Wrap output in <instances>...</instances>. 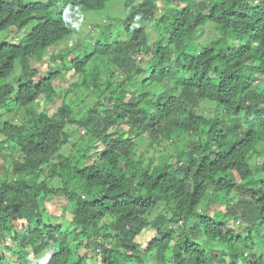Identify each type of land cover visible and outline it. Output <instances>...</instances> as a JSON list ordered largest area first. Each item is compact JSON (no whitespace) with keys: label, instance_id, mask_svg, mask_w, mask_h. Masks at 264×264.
Listing matches in <instances>:
<instances>
[{"label":"trees","instance_id":"trees-1","mask_svg":"<svg viewBox=\"0 0 264 264\" xmlns=\"http://www.w3.org/2000/svg\"><path fill=\"white\" fill-rule=\"evenodd\" d=\"M111 1L0 0V264H264V0Z\"/></svg>","mask_w":264,"mask_h":264},{"label":"rangeland","instance_id":"rangeland-1","mask_svg":"<svg viewBox=\"0 0 264 264\" xmlns=\"http://www.w3.org/2000/svg\"><path fill=\"white\" fill-rule=\"evenodd\" d=\"M125 14H126V9L124 8V4L121 0H114V1H111L107 8L105 10H102V11H88V12H83L82 14V17L85 18L83 20H81L80 24L78 25V28H77V38L74 39V44L76 41L79 40L80 37H83V38H88V39H91L95 34H97V32L94 30L95 29V26H99V25H103L104 24H110L112 22V20L115 19V17H122L123 19L125 18ZM213 26H207L202 32V35H201V40L202 41H207L208 38H212L213 37V34L212 33L214 30H213ZM215 32V31H214ZM216 35V34H215ZM71 47V46H70ZM69 46H66L65 48H70ZM62 49L61 48H58V50H52L53 52L49 51V53L44 57L45 59H47L48 57L54 55V53L57 51V53ZM40 65V63L38 64ZM44 68H48L47 65H43ZM72 77H77L75 76V74L72 72V74L70 73L66 75L67 78V81H74ZM61 88V87H59ZM62 89H65L62 88ZM61 105V102L59 100H57L55 102V107H58ZM53 106H50V108H52ZM201 109L203 108L204 111L208 114H213L214 115V109H212V105L211 104H208L207 102H203L201 107ZM84 135V133H82ZM1 139H4V135L2 133H0V140ZM141 144V143H140ZM140 144L137 146V148L135 149V154H136V157H139L140 154H141V150L144 151L145 149H147V144H144V145H141ZM154 150H151V153L150 154H156L158 148L156 149L155 147H153ZM2 160H4L2 157H0V174L3 173V168H2ZM63 199L61 201H57V206H52V205H49L47 207V210H49V212L51 213H55V214H60V215H63L64 213H68L70 216H71V211L70 210H66L63 208H65V206L68 204L67 203V199H65L64 197H62ZM70 205V204H69ZM66 210V211H65ZM63 211H65L63 213ZM235 224L237 225V223L235 222ZM235 224L232 222L230 224V229H232L233 231L237 232V228L235 226ZM152 234V232H150L149 236ZM146 237H144L143 240H145Z\"/></svg>","mask_w":264,"mask_h":264},{"label":"clouds","instance_id":"clouds-1","mask_svg":"<svg viewBox=\"0 0 264 264\" xmlns=\"http://www.w3.org/2000/svg\"><path fill=\"white\" fill-rule=\"evenodd\" d=\"M124 3V2H123ZM107 8V7H106ZM105 8V9H106ZM125 8V7H124ZM62 9H63V6L61 5V4H57L55 7H54V12H62ZM104 9V10H105ZM126 9V8H125ZM98 11H102V10H98ZM82 14H83V12H80L79 13V18H80V21H79V24H80V22H81V20H83V19H85V18H83L82 17ZM126 15V14H125ZM122 17H115V19H121ZM122 21H124V20H122ZM103 25H104V23H103ZM103 25H99V26H95V31H98V29L99 28H102L103 27ZM105 25H107V24H105ZM34 28H35V23H31L30 25H28V26H26L25 28H23V29H19V31L18 30H15L16 32H15V36H16V38L18 39V42H16V41H13V43L14 44H21V42H22V40H25V37L28 35V34H31L32 32H33V30H34ZM78 28V27H77ZM76 32H77V30H76ZM201 35H202V33H200V35H198L197 37H196V39H197V41H198V43L199 44H201V45H204V44H206V42L205 41H202L200 38H201ZM3 41V40H2ZM150 41H151V45H153L154 44V42L153 41H155V40H153V39H151L150 38ZM173 55L175 56V53H173ZM217 113L216 112H214V115H216Z\"/></svg>","mask_w":264,"mask_h":264}]
</instances>
